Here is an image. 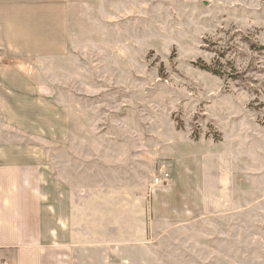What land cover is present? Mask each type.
<instances>
[{"label": "rangeland", "instance_id": "374dc122", "mask_svg": "<svg viewBox=\"0 0 264 264\" xmlns=\"http://www.w3.org/2000/svg\"><path fill=\"white\" fill-rule=\"evenodd\" d=\"M79 4L70 57L36 77L52 114L66 109L67 137L19 138L45 148L57 176L73 180L87 158L129 188L148 236L132 264H264V0ZM173 172L193 218L150 239L152 193Z\"/></svg>", "mask_w": 264, "mask_h": 264}, {"label": "crops", "instance_id": "0c3cea01", "mask_svg": "<svg viewBox=\"0 0 264 264\" xmlns=\"http://www.w3.org/2000/svg\"><path fill=\"white\" fill-rule=\"evenodd\" d=\"M80 2L0 0V264H132L131 249L147 243V229L132 225L129 188L116 191L87 158L73 180L57 176L47 150L19 138L67 137L66 109L52 114L50 87L36 77L50 81L70 57ZM179 179L173 172L169 188L152 193L150 239L160 224L193 218Z\"/></svg>", "mask_w": 264, "mask_h": 264}, {"label": "built area", "instance_id": "2783aa9c", "mask_svg": "<svg viewBox=\"0 0 264 264\" xmlns=\"http://www.w3.org/2000/svg\"><path fill=\"white\" fill-rule=\"evenodd\" d=\"M168 182V174L164 173L160 177L155 178L154 185L155 186H163Z\"/></svg>", "mask_w": 264, "mask_h": 264}]
</instances>
